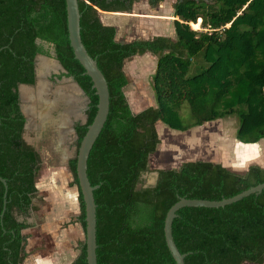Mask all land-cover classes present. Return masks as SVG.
I'll return each mask as SVG.
<instances>
[{
  "label": "trees",
  "instance_id": "16d2710c",
  "mask_svg": "<svg viewBox=\"0 0 264 264\" xmlns=\"http://www.w3.org/2000/svg\"><path fill=\"white\" fill-rule=\"evenodd\" d=\"M135 0H78L83 43L109 87V113L88 157L87 174L97 204V264H175L164 237V219L179 198L220 200L264 182V167L244 172L207 160L155 169L154 185H142L149 156L160 139L156 123L185 131L235 116V138L264 139V0H176V38L156 35L128 42L115 40L98 9L129 12ZM158 1V0H157ZM206 31L197 28V19ZM55 58L88 97L86 121L76 124L77 142L91 123L98 101L84 68L69 44L65 0H0V176L8 185L0 217V264L25 262L28 218L38 189L39 152L23 139L25 117L18 86L35 83V57ZM150 52L157 56L152 75L156 106L133 112L124 93L125 60ZM202 55L206 65L189 73ZM186 117V120L184 119ZM78 187L76 156L68 161ZM85 228L84 206L78 189ZM4 187L0 182V214ZM174 241L190 252L185 264H264V189L219 208L183 207L172 222ZM72 264H87L85 240Z\"/></svg>",
  "mask_w": 264,
  "mask_h": 264
},
{
  "label": "rangeland",
  "instance_id": "374dc122",
  "mask_svg": "<svg viewBox=\"0 0 264 264\" xmlns=\"http://www.w3.org/2000/svg\"><path fill=\"white\" fill-rule=\"evenodd\" d=\"M175 1L161 0L155 6H150L146 0H143L135 3L129 12L121 15L104 13L99 9L97 11L102 23L109 22L117 25L115 26V39L118 41L147 39L155 35L171 37L175 34L173 21L178 19L174 16ZM196 23L198 24L197 28L189 23L191 29L206 31L201 27L200 18ZM44 47L50 53L52 47L47 44H44ZM42 60L53 62L50 58L42 57ZM39 61L40 59L38 67ZM156 61L157 56L153 54L135 55L125 60V66L130 75L135 76H132L133 80H130V84L126 88L133 112L148 106H156L152 90V75ZM198 65H206L202 55L194 59L189 73L195 72ZM135 71L140 74H136ZM46 77L49 78L47 75ZM38 79L39 77L36 76V81H39ZM34 85H29L26 88L33 89ZM49 96L52 99V96ZM69 101L70 97L64 98L65 103ZM26 103V101L23 102L24 105ZM75 105L79 106L78 109ZM85 107V97L81 95L80 99L76 92L74 102L69 107L70 111L74 113L71 116V121L81 113L84 114ZM184 119L186 120V117ZM68 124L70 125V123ZM237 127L238 121L235 116H227L185 131L172 129L162 121H158L156 129L160 143L156 151L149 156V171L142 176L141 184L150 185L153 183L155 169L177 168L182 162L191 160H207L221 163L233 170L242 169L251 163L246 160L252 154L249 150L251 146L236 140ZM47 130H51L50 135H47V138L41 136L40 130L34 126V122L31 120V126L26 128L23 133V139L37 149L42 160L36 178L38 192L33 199V209L28 218L32 225L23 230L27 236L25 262L30 264H72L74 257L79 253L81 242L85 240L84 230L76 220L80 212L78 187L74 183L73 174L67 164L68 159L76 156V148L71 141L73 137L70 133L71 129L63 135V139L57 137L55 129ZM51 139L55 140L53 145L50 143ZM66 155L67 159H65ZM242 264L254 263L244 262Z\"/></svg>",
  "mask_w": 264,
  "mask_h": 264
},
{
  "label": "water",
  "instance_id": "95a60500",
  "mask_svg": "<svg viewBox=\"0 0 264 264\" xmlns=\"http://www.w3.org/2000/svg\"><path fill=\"white\" fill-rule=\"evenodd\" d=\"M65 9H66V24L68 31L69 44L72 49L74 58L80 63L84 68V74L88 75L92 82V88L95 89V94L97 95L98 101L96 104V112L90 124L87 125L85 134L80 140L79 146L76 148V176L78 181V189L80 191L82 202L84 206V221H85V252H86V261L87 264H97V216L96 208L97 204L95 202L94 191L100 186V184L92 185L87 174V161L90 154V151L99 136L101 130L104 127V124L107 120L109 113V87L108 82L98 66L97 58L92 57L87 51L81 36V12L78 5V0H65ZM40 58H39V57ZM44 58H50L56 64L57 69L63 72H67L61 63L55 58V53L53 48L51 49V57L43 56L38 54L35 58V71L38 80H46V75L41 76L40 68L38 65V60ZM67 80L68 83H71L75 88L79 96H84L86 100V107L88 103V97L85 94L84 90L75 80L74 76H65L63 77ZM61 80V81H62ZM33 89L35 90L38 81L35 80ZM61 83V82H60ZM29 86V84H20L18 86L19 99H20V108L21 112L25 117V128L31 126V120L28 117L25 111V101L22 95V89ZM27 89V88H26ZM81 123L86 121V113H81ZM71 131L73 130L70 126ZM67 159V155L65 157ZM68 162V161H67ZM68 164V163H67ZM157 172L155 173V179L152 184H155ZM0 182L3 184L4 193H3V202H2V211L0 217H3V214L6 209L7 203V190L8 185L5 178L0 176ZM264 189V182L258 183L254 186H251L237 194H234L229 197H223L220 200H209V199H199V198H187L185 196H179L178 200L170 206L168 209L165 219H164V237L168 250L170 251L175 264H185V257L190 252H181L177 247L174 237L172 234V222L173 219L177 217V211L183 207H211L219 208L234 203L241 200L242 198L249 196L251 194H259Z\"/></svg>",
  "mask_w": 264,
  "mask_h": 264
},
{
  "label": "bare ground",
  "instance_id": "6f19581e",
  "mask_svg": "<svg viewBox=\"0 0 264 264\" xmlns=\"http://www.w3.org/2000/svg\"><path fill=\"white\" fill-rule=\"evenodd\" d=\"M39 68L41 76L51 72V68H54L52 71H57L56 64L54 62H48L47 60L41 61ZM38 82L37 89L35 90L22 89L23 98L27 102L25 111L30 120L34 122V126L40 132H45L50 128L56 129V127L60 128L64 124L69 125L68 123H71V116L74 115L69 107L74 102L77 92L75 88L65 78L57 86H53L43 79ZM49 95L52 96V99ZM65 97H70V101L65 103ZM54 142V139L50 140L52 145Z\"/></svg>",
  "mask_w": 264,
  "mask_h": 264
},
{
  "label": "crops",
  "instance_id": "0c3cea01",
  "mask_svg": "<svg viewBox=\"0 0 264 264\" xmlns=\"http://www.w3.org/2000/svg\"><path fill=\"white\" fill-rule=\"evenodd\" d=\"M101 11V10H100ZM101 12H104V13H110V14H115V15H121V14H126L125 12H108V11H101ZM174 22V21H173ZM103 24H105V25H113V26H117V25H115L114 23L112 24V23H109V22H106V23H103ZM176 34V33H175ZM174 34V36L173 35H171V37L170 36H168V37H170V38H172V39H175L176 38V35ZM156 36V35H155ZM163 36H167V35H163ZM141 39V38H140ZM142 39H146V38H142ZM116 40V39H115ZM134 40V39H133ZM116 41H118V40H116ZM132 41V40H131ZM119 42H128L127 40H125V41H119ZM144 54H151L150 52H146V53H144ZM137 56V55H136ZM134 57V56H133ZM147 66V65H146ZM149 67V66H148ZM144 68V67H143ZM154 68H156V64L154 65ZM123 69H124V72H125V74H126V76H127V78H128V83H127V85L126 86H124V88H123V90H124V93H125V95H126V97H127V100H128V102H129V104L131 103V100L129 99V97H128V95H127V92H126V88H127V86L130 84V80H133V77L132 76H134V75H130V73H129V70H128V68L125 66V62H124V66H123ZM142 71V70H141ZM155 71V70H154ZM136 72V74H140V73H138L137 71H135ZM135 77V76H134ZM25 89V88H24ZM139 98H141L140 96H139ZM141 100L139 99V102H140ZM144 109V108H143ZM140 110H142V109H137L136 110V112H139ZM207 123H209V122H207ZM71 124V123H70ZM196 127H200V126H196ZM194 128V127H193ZM55 131H57V137L59 138V139H63V135L64 134H67L69 131H70V128H69V125H66V124H64L62 127H60V128H58V127H56V129H55ZM237 140V139H236ZM54 144V143H53ZM247 145H249V146H251L250 147V151H251V154H252V156L251 157H247L248 159L246 160V161H251V163L250 164H248V165H246L245 167H243L242 169H240V170H235V171H239V172H244L247 168H248V166L249 165H251V164H258V165H260V166H262V167H264V139H261V140H259L258 142H255V143H246ZM244 156H245V154H244ZM224 166V165H223ZM227 167V166H226ZM233 170V169H232ZM80 210V209H79ZM80 213V212H79ZM79 215V214H78ZM77 215V216H78ZM82 227V226H81ZM83 229V228H82ZM78 255V254H77ZM76 255V256H77ZM75 256V257H76ZM75 257H74V259H75ZM73 259V260H74ZM73 262V261H72Z\"/></svg>",
  "mask_w": 264,
  "mask_h": 264
},
{
  "label": "flooded vegetation",
  "instance_id": "af4514ba",
  "mask_svg": "<svg viewBox=\"0 0 264 264\" xmlns=\"http://www.w3.org/2000/svg\"><path fill=\"white\" fill-rule=\"evenodd\" d=\"M141 1H143V0H135L133 3H132V6L135 4V3H138V2H141ZM147 1V3L150 5V6H155V4L156 3H158L159 1H161V0H146ZM196 1H200V0H196ZM203 1H209V0H203ZM38 55V54H37ZM36 55V56H37ZM50 56H51V51H50ZM36 58V57H35ZM41 61H43V60H41ZM40 61V62H41ZM36 62V61H35ZM40 62H39V64H40ZM51 70V72H49L48 74H47V76L49 77V78H47V81L49 82V83H51L53 86H57V85H59L60 84V82H61V80L63 79V77H67V76H70V75H67V72L65 73V72H63V71H61V70H58L57 69V71L55 72V71H52V70H54V68H51L50 69ZM35 77H36V71H35ZM39 83V82H38ZM80 97V99H81V96H79ZM79 105H80V101H79ZM76 106V105H75ZM78 107L79 106H76V108L78 109ZM81 112V111H80ZM81 114L79 115V116H77V117H75V118H72V121H71V124H70V126H71V128L73 129L70 133H72V139H71V141H72V143H73V145H74V147L76 148V142H77V133H76V129H75V127H76V124L77 123H79V124H83V123H81ZM26 128L24 127V130H25ZM50 132H51V130L49 131V130H47V131H45V132H41V136H44V137H46L47 138V135H50ZM23 133H24V131H23ZM26 143H27V141H25ZM67 142V141H66ZM28 144V143H27ZM37 150V149H36ZM66 157V156H65ZM71 159V158H70ZM70 159H68L67 161H69Z\"/></svg>",
  "mask_w": 264,
  "mask_h": 264
}]
</instances>
